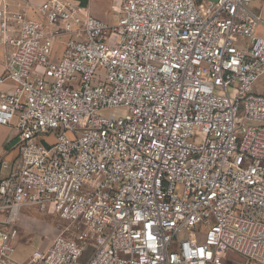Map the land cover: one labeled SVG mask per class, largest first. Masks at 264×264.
Here are the masks:
<instances>
[{
  "label": "built area",
  "instance_id": "obj_1",
  "mask_svg": "<svg viewBox=\"0 0 264 264\" xmlns=\"http://www.w3.org/2000/svg\"><path fill=\"white\" fill-rule=\"evenodd\" d=\"M114 1L0 0V264H264L255 0ZM24 207L66 225L19 256Z\"/></svg>",
  "mask_w": 264,
  "mask_h": 264
},
{
  "label": "rangeland",
  "instance_id": "obj_2",
  "mask_svg": "<svg viewBox=\"0 0 264 264\" xmlns=\"http://www.w3.org/2000/svg\"><path fill=\"white\" fill-rule=\"evenodd\" d=\"M111 0H102L100 8L103 12L109 15L108 21L112 23L115 19L114 7L111 5ZM252 9L259 13L264 19V0H255L251 4ZM45 142H52L54 138L52 135L43 137ZM66 225V222L58 217L57 214L44 211L37 207H24L22 208L15 220L14 227L17 230L15 238L16 251L19 256L28 254L31 248L48 246L53 237L60 232ZM85 261L83 256L78 263L82 264Z\"/></svg>",
  "mask_w": 264,
  "mask_h": 264
},
{
  "label": "crops",
  "instance_id": "obj_3",
  "mask_svg": "<svg viewBox=\"0 0 264 264\" xmlns=\"http://www.w3.org/2000/svg\"><path fill=\"white\" fill-rule=\"evenodd\" d=\"M35 4H39L45 0H30ZM75 2L80 3L83 6L88 7L89 12L99 17L103 20L108 19L109 15L102 11L100 8L102 0H73ZM111 5H113L114 9L116 7V2L111 0ZM115 16V11H114ZM261 27H259V33L264 35V19H262ZM4 70L3 65V47L0 46V74ZM2 88L11 89L12 85L8 83H4ZM253 90L256 93L264 94V75L260 77V79L254 84ZM19 138L17 136V130L13 125H2L0 126V177H3L8 172L9 165L15 160L19 153ZM7 163L6 167H3V162ZM4 212L0 211V218L4 217ZM47 246L43 247L46 248ZM42 248V247H41Z\"/></svg>",
  "mask_w": 264,
  "mask_h": 264
}]
</instances>
